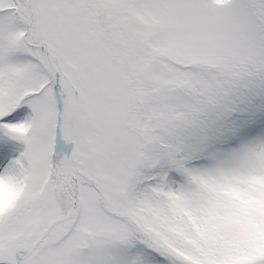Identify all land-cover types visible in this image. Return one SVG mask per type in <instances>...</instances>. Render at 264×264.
Masks as SVG:
<instances>
[{"label":"snow or ice","instance_id":"obj_1","mask_svg":"<svg viewBox=\"0 0 264 264\" xmlns=\"http://www.w3.org/2000/svg\"><path fill=\"white\" fill-rule=\"evenodd\" d=\"M0 264H264V0H0Z\"/></svg>","mask_w":264,"mask_h":264}]
</instances>
